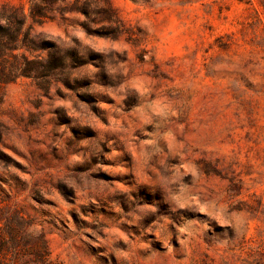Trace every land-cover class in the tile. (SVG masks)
Segmentation results:
<instances>
[{
	"label": "rangeland",
	"instance_id": "rangeland-1",
	"mask_svg": "<svg viewBox=\"0 0 264 264\" xmlns=\"http://www.w3.org/2000/svg\"><path fill=\"white\" fill-rule=\"evenodd\" d=\"M110 1L116 38L79 13L33 23L78 49V84L3 87L0 197L35 217L55 264H253L264 0Z\"/></svg>",
	"mask_w": 264,
	"mask_h": 264
},
{
	"label": "trees",
	"instance_id": "trees-1",
	"mask_svg": "<svg viewBox=\"0 0 264 264\" xmlns=\"http://www.w3.org/2000/svg\"><path fill=\"white\" fill-rule=\"evenodd\" d=\"M29 4L28 14L13 6H0V102L3 87L19 76L31 77L42 87L51 77L78 84V77H72L78 68V49L34 31L33 23L79 13L87 33L116 38L126 32L110 0H30ZM93 23L98 25L92 27ZM8 160L0 150V163ZM36 224L35 217L22 207L0 197V264H55L46 233L36 229ZM252 263L264 264V249L256 252Z\"/></svg>",
	"mask_w": 264,
	"mask_h": 264
}]
</instances>
